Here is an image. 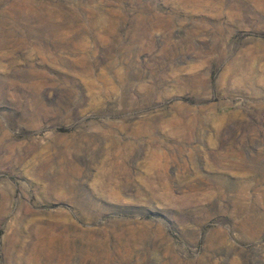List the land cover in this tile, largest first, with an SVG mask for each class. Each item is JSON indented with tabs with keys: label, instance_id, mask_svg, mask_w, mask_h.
<instances>
[{
	"label": "rangeland",
	"instance_id": "rangeland-1",
	"mask_svg": "<svg viewBox=\"0 0 264 264\" xmlns=\"http://www.w3.org/2000/svg\"><path fill=\"white\" fill-rule=\"evenodd\" d=\"M0 264H264V0H0Z\"/></svg>",
	"mask_w": 264,
	"mask_h": 264
}]
</instances>
